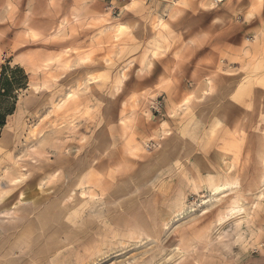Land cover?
I'll use <instances>...</instances> for the list:
<instances>
[{"label": "rangeland", "instance_id": "374dc122", "mask_svg": "<svg viewBox=\"0 0 264 264\" xmlns=\"http://www.w3.org/2000/svg\"><path fill=\"white\" fill-rule=\"evenodd\" d=\"M261 2L0 0V264H264Z\"/></svg>", "mask_w": 264, "mask_h": 264}, {"label": "crops", "instance_id": "0c3cea01", "mask_svg": "<svg viewBox=\"0 0 264 264\" xmlns=\"http://www.w3.org/2000/svg\"><path fill=\"white\" fill-rule=\"evenodd\" d=\"M245 1H247V3H251V6H253V3H254V1L255 0H245ZM262 5L260 6V8L259 9H261V10H259V15H258V17H256L255 16V13L254 14H252L253 12H250V10H248L247 8H245L244 9V11H245V13H244V15L245 16H247L249 19H251L250 20V22H252V23H250L249 25L250 26H247V28H243V27H241V29L243 30V31H245V32H247V33H251V34H253V35H255V34H258V33H260L261 35H260V37H259V41H264V24L261 22L262 21V19L264 20V0H262ZM245 5H246V7H248V6H250L249 4H246V3H244ZM252 14V15H251ZM243 16V15H242ZM243 18V17H242ZM243 21H244V19H242ZM227 21V19H225V20H222V21H220V22H218V24H215L213 27H214V29H213V31L214 32H212L211 34H212V37H214V38H212V40L210 41V43L212 42V41H214L215 42V39L217 38V37H219V38H222V39H224L222 42H221V40H220V42H221V44H220V46H219V48H220V50L222 51V50H225V51H227L226 50V48L229 46L228 44L229 43H226L225 42V38L224 37H226L227 39L229 38L228 36H229V27H228V25L225 23ZM262 29V32H258V31H260ZM211 30H209L208 32H210ZM224 36V37H223ZM241 36H243V33L241 32ZM202 37V36H201ZM235 38V37H234ZM234 38H232V42H233V39ZM206 40H208V38H207V36L205 37V43L207 42ZM238 40H241L240 38L238 39ZM232 42H230V44L232 43ZM234 46H236V44L234 43ZM207 46H205L204 48H201L200 47V51H202V50H207ZM219 48L217 49V50H219ZM203 54L202 53H199V56H202ZM171 57V56H170ZM202 59H203V57H201ZM185 62L186 61H188L187 59L186 60H184ZM205 62H206V66L205 65H203V67H201L200 66V69H204V70H201L200 71V74H201V76H200V79L201 78H205V76H207L208 75V70H209V64L207 63V61H209V59H205L204 60ZM214 61H215V59H214ZM167 62H169V64H170V66H169V64H168V66H169V68H167L168 70L170 69V70H172L169 74H166V75H163V74H161V73H158V74H156V75H154L153 77L155 78V80H157V79H166V78H168V80L170 79V77L172 78L174 75H172V73L173 72H175L176 71V69L178 68L177 66H179V65H181L182 63L183 64H186V63H184V62H182L181 64H180V62H177L176 60H174V59H172V58H167ZM204 62V63H205ZM216 62V61H215ZM203 63V64H204ZM174 66V67H173ZM172 67H173V69H172ZM195 68V69H194ZM192 69H194L193 71H195L196 70V67L193 65V67H192ZM149 77V79H147V80H152V76H148ZM210 77V76H209ZM158 82V81H157ZM152 83L153 85V89L154 90H156V89H160L161 87H163V86H160L158 83ZM165 85H168V83L167 84H165Z\"/></svg>", "mask_w": 264, "mask_h": 264}, {"label": "trees", "instance_id": "16d2710c", "mask_svg": "<svg viewBox=\"0 0 264 264\" xmlns=\"http://www.w3.org/2000/svg\"><path fill=\"white\" fill-rule=\"evenodd\" d=\"M27 85V76L17 67L4 66L0 72V133L15 111L18 93Z\"/></svg>", "mask_w": 264, "mask_h": 264}, {"label": "bare ground", "instance_id": "6f19581e", "mask_svg": "<svg viewBox=\"0 0 264 264\" xmlns=\"http://www.w3.org/2000/svg\"><path fill=\"white\" fill-rule=\"evenodd\" d=\"M154 56V55H153ZM230 188L229 185H221V186H216L211 189L212 195L215 196L217 199L219 196H222L224 192H226ZM213 198V197H212ZM214 199V198H213ZM215 199V200H216ZM214 201V200H213Z\"/></svg>", "mask_w": 264, "mask_h": 264}]
</instances>
